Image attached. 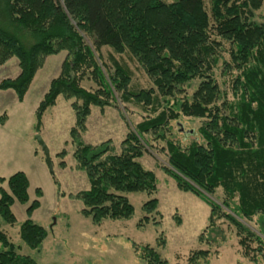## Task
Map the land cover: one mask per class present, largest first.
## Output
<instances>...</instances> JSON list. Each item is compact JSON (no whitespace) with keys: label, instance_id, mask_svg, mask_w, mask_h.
Masks as SVG:
<instances>
[{"label":"trees","instance_id":"1","mask_svg":"<svg viewBox=\"0 0 264 264\" xmlns=\"http://www.w3.org/2000/svg\"><path fill=\"white\" fill-rule=\"evenodd\" d=\"M209 3L208 13L204 0H0V65L16 58L19 67L14 78L0 81V90H13L21 102L44 58L65 51L58 76L49 82L34 111L33 129L40 132L44 113L59 95L73 99L74 124L68 137L76 168L88 181V188L74 195L82 204V216L97 225L106 219L126 220L134 212L128 193H155V175L139 161L151 146L148 136H153L164 142L167 164L162 170L177 189L209 207L204 229L208 232L205 236L202 232L198 241L216 242L217 221L225 220L234 229L242 255L257 262L264 256V22L253 18L263 0ZM225 44L228 59L222 55ZM102 46L119 54L128 51L155 89L130 91L129 70L112 55L108 66L102 60ZM220 60L224 68L236 72L230 101L213 75ZM86 80L95 87H84ZM193 80L198 81L194 92L180 95ZM118 101L140 104L154 114L130 128L119 152H114L109 139L83 143L91 108L103 110ZM120 115L124 118L122 111ZM180 116L202 120L198 137L183 144L173 138L170 125ZM6 118L0 114V124ZM64 154L62 150L56 156ZM64 164L59 162L60 167ZM51 175L58 192L59 182L54 172ZM4 182L0 228L1 221L16 223L12 204H26L29 199L24 172L1 177L0 184ZM217 190L221 195L215 201L211 197ZM35 194L40 197L41 189L36 188ZM37 207L38 199L27 205L26 219L19 226L22 243L31 249L47 236V230L31 219ZM141 211L137 228L160 225L156 198L143 202ZM254 217L250 227L247 224ZM132 247L145 264H167L160 254L165 247L162 231L154 245L133 242ZM209 257L208 249H198L188 256L187 264H208ZM0 264L37 263L21 254L20 245L0 229Z\"/></svg>","mask_w":264,"mask_h":264},{"label":"rangeland","instance_id":"2","mask_svg":"<svg viewBox=\"0 0 264 264\" xmlns=\"http://www.w3.org/2000/svg\"><path fill=\"white\" fill-rule=\"evenodd\" d=\"M204 4L209 13V0H204ZM253 20L257 23L264 22V0L261 8L254 12ZM223 49L225 52H222V55L228 59L226 44ZM100 53L102 60L108 66L110 65L108 55H112L120 65L129 70L131 77L128 89L130 91L155 89L151 78L128 51L119 54L107 46H102ZM65 56L66 52L61 51L44 58L42 66L34 75L32 86L30 85L24 101L19 103L16 100L15 102V105L26 106L12 107L10 104L12 99L9 101L8 95L0 94V114L5 113L10 118L5 133H0V152L8 154L11 151H17L23 155L25 166L31 170L29 174L33 185L28 202L26 204L16 202L12 207L16 223L10 226L1 221L0 229L12 243L20 245V253L29 255L37 264H145L136 256L132 243L154 245L156 236L162 231L165 236V247L160 250V254L167 260V264H187L188 256L198 249L209 250L208 264H264V256L258 257V261L254 262L242 255L234 229L225 220L217 221L219 236L216 242L209 244L198 241V236L202 232L204 236L208 232L204 229L207 226L209 207L190 192L177 189L173 178L162 170L161 167L167 164L164 142L154 139L153 136L150 138L148 136L151 146L147 148L139 161L143 167L154 173L157 187L155 193L150 195L146 192L128 193L127 197L134 207L133 215L129 219H106L97 225L89 218L83 217L80 213L82 204L74 198V195L81 190H86L88 181L85 174L76 168L72 157L73 145L68 137L69 128L74 124V112L70 107L73 99H65L62 95H59L55 105L44 113L43 124L38 133L50 152L53 172L59 182L58 192L56 191L43 152L34 140L36 134L33 129L34 114L30 121L27 110L29 105H38L49 82L58 76ZM18 69L16 58L9 59L0 65V81L5 78H14ZM235 73L233 70L224 68L222 60L218 61L214 68L215 80L219 89L226 92L228 101L233 97L231 85ZM197 83V80L191 81L180 95L185 93L190 96L196 89ZM82 85L86 88L95 87L87 80L83 81ZM8 90L11 91L15 100L17 97L14 91ZM122 105L126 106L127 111H123ZM120 111L124 118L121 117ZM153 114L149 108L146 109L133 102L118 101L117 104L112 103L103 110L93 106L86 118V131L81 135V139L83 143L91 145L109 139L114 152H119L120 142L130 128ZM201 123V119L180 116L177 121L170 122L172 136L183 144L190 138L198 137L197 130ZM186 133L189 134L185 136ZM168 137H170L169 134ZM29 144L35 146L38 156L41 157L45 165V174L27 160L26 152ZM62 150L65 151L63 158L56 156ZM60 161H64V167L59 166ZM0 172L3 171L0 169ZM36 188L42 191L40 197L35 194ZM220 193V190H217L211 198L218 201ZM150 198H156L158 201V210L161 213L158 217L160 225L155 227L148 223L144 228H137L136 223L143 214L141 205ZM35 199L40 201V206L32 212L31 219L47 230V236L38 248L31 249L22 243L19 237V226L26 219L27 205ZM255 222L256 217L251 224H246L253 227Z\"/></svg>","mask_w":264,"mask_h":264},{"label":"crops","instance_id":"3","mask_svg":"<svg viewBox=\"0 0 264 264\" xmlns=\"http://www.w3.org/2000/svg\"><path fill=\"white\" fill-rule=\"evenodd\" d=\"M18 73H19V69L17 70L15 75H17ZM29 88H30V86H29ZM29 88H28L27 92L25 93L23 100L21 102L18 101L17 98L14 100L13 95H12V93H10L11 91H9V90H0V94L8 95L9 101H10V99H12L10 101L11 102L10 104L12 105V107L18 106V107L22 108L26 105H15L16 104L15 102L17 100V102L22 103L25 99V96L27 95V93L29 91ZM40 95H42V94H40ZM8 97H5V98H8ZM36 107H37V105H29L28 106L27 114L30 115V121H31V116L34 114ZM9 119H10L9 116L7 115L6 121L3 124H0V133L1 134L5 133L6 129L8 128ZM27 148H28V150L26 152L28 154L27 160H29L30 163H33L43 174H45V168H44L45 165H43V161L41 160V157L38 156V152H37L35 146L29 144L27 146ZM24 159L25 158L23 157V155L19 154L17 151H14V152L11 151L8 154H3L0 152V169L3 171V172H0V178L1 177L7 178L17 171L24 172L25 175L27 176V180H28L27 193H28V198H29V194H30V191H31V188L33 187V185H32L30 174H29V173H31V170H30V168L25 166ZM8 169H10V170H8ZM0 186H2V188H4V189H7V185L5 182L0 184ZM14 204H16V201L12 204L11 210H12V207L14 206ZM39 206H40V201H39Z\"/></svg>","mask_w":264,"mask_h":264},{"label":"water","instance_id":"4","mask_svg":"<svg viewBox=\"0 0 264 264\" xmlns=\"http://www.w3.org/2000/svg\"><path fill=\"white\" fill-rule=\"evenodd\" d=\"M34 140L37 142V144L40 146V148L43 152L45 163L47 165L49 172L53 173V167H52V163H51L50 152H49L47 145L45 144V142L43 141L42 137L39 134H35Z\"/></svg>","mask_w":264,"mask_h":264}]
</instances>
